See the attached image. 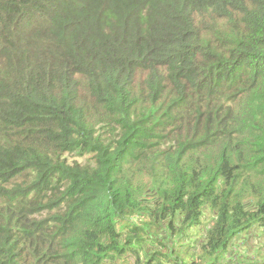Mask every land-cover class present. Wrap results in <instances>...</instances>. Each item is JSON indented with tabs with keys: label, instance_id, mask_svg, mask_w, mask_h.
<instances>
[{
	"label": "trees",
	"instance_id": "trees-1",
	"mask_svg": "<svg viewBox=\"0 0 264 264\" xmlns=\"http://www.w3.org/2000/svg\"><path fill=\"white\" fill-rule=\"evenodd\" d=\"M234 248L264 264V0H0V264Z\"/></svg>",
	"mask_w": 264,
	"mask_h": 264
},
{
	"label": "rangeland",
	"instance_id": "rangeland-1",
	"mask_svg": "<svg viewBox=\"0 0 264 264\" xmlns=\"http://www.w3.org/2000/svg\"><path fill=\"white\" fill-rule=\"evenodd\" d=\"M69 160H78L82 161L83 159L77 157H68ZM241 254H236L235 248L231 250L230 254L227 257V261H222L221 264H247V261L251 260L253 262L257 261L258 254L257 249L253 248L248 251H240ZM236 254V255H235ZM238 256V257H237Z\"/></svg>",
	"mask_w": 264,
	"mask_h": 264
}]
</instances>
